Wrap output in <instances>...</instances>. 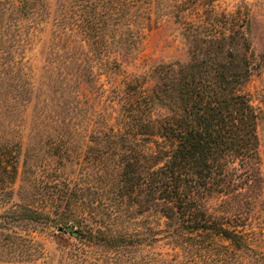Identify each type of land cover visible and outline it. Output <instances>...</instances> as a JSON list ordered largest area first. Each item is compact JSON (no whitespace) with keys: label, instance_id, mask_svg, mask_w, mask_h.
<instances>
[{"label":"rangeland","instance_id":"1","mask_svg":"<svg viewBox=\"0 0 264 264\" xmlns=\"http://www.w3.org/2000/svg\"><path fill=\"white\" fill-rule=\"evenodd\" d=\"M189 1L180 18L152 8L130 51L100 59L96 43L75 26L81 12L74 0H0V245L13 239L21 264H264V0ZM233 21L250 43L253 71L235 91L258 111L260 176L243 189L225 225L254 252L213 232L186 244L163 235L150 241L146 223L159 228V216L134 219L135 197H119L109 176L120 155L145 149L141 141L118 144L111 137L121 109L115 89L136 76L152 85L157 66L189 60L185 33L211 34ZM219 203L211 200L210 210H222ZM26 207L50 218L18 219ZM119 208L132 217L108 219ZM81 220L97 229H138L146 240L108 250L60 230H78Z\"/></svg>","mask_w":264,"mask_h":264},{"label":"trees","instance_id":"2","mask_svg":"<svg viewBox=\"0 0 264 264\" xmlns=\"http://www.w3.org/2000/svg\"><path fill=\"white\" fill-rule=\"evenodd\" d=\"M74 2L81 12L74 16L75 26L81 28L85 41L96 43L100 59L116 50L130 51L140 38V27L151 20L152 8L180 18L185 3L191 4L189 0ZM233 24L211 34L185 33L187 62L157 66L152 85H146L147 78L136 76L115 89L121 109L111 137L118 144L141 141L145 149L120 155L109 175L119 197H135L137 211L119 208L108 219L131 218L132 212L134 219L136 214H150L149 219L159 216V228L146 223L144 234L150 241L163 235L186 244L192 236L213 232L254 252L239 231L225 225L231 223L229 213L236 209L233 204L240 201L243 189L253 187L260 176L258 111L246 94L235 91L253 71L250 43L246 32L234 29ZM213 199L220 201L222 210H210ZM16 217L43 222L50 214L26 207ZM79 223L78 237L108 250L146 240L138 229L132 232L123 227L122 231L107 225L97 229L85 220ZM7 240L0 245L4 248L0 264L25 262L23 254L11 250L13 239Z\"/></svg>","mask_w":264,"mask_h":264},{"label":"water","instance_id":"3","mask_svg":"<svg viewBox=\"0 0 264 264\" xmlns=\"http://www.w3.org/2000/svg\"><path fill=\"white\" fill-rule=\"evenodd\" d=\"M67 232V233H70V234H73L75 236H78L79 235V231L74 229L73 226L71 225H68L66 226L65 228L61 227L60 230H64Z\"/></svg>","mask_w":264,"mask_h":264}]
</instances>
